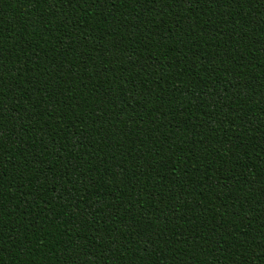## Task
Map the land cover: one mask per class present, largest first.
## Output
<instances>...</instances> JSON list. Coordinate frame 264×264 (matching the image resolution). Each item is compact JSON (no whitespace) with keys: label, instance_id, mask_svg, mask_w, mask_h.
<instances>
[{"label":"trees","instance_id":"16d2710c","mask_svg":"<svg viewBox=\"0 0 264 264\" xmlns=\"http://www.w3.org/2000/svg\"><path fill=\"white\" fill-rule=\"evenodd\" d=\"M0 264H264V0H0Z\"/></svg>","mask_w":264,"mask_h":264}]
</instances>
